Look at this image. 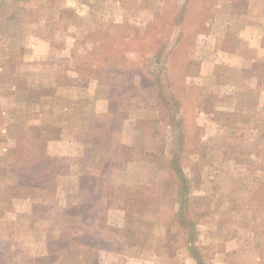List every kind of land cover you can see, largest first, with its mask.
I'll use <instances>...</instances> for the list:
<instances>
[{"label": "rangeland", "instance_id": "rangeland-1", "mask_svg": "<svg viewBox=\"0 0 264 264\" xmlns=\"http://www.w3.org/2000/svg\"><path fill=\"white\" fill-rule=\"evenodd\" d=\"M0 264H264V0H0Z\"/></svg>", "mask_w": 264, "mask_h": 264}]
</instances>
